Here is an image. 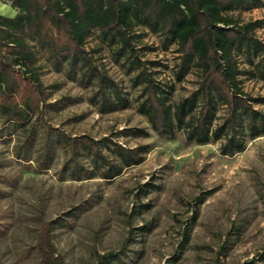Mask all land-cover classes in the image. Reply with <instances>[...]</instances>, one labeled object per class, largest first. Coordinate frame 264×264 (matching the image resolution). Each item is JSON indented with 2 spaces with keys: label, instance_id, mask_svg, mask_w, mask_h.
Returning a JSON list of instances; mask_svg holds the SVG:
<instances>
[{
  "label": "rangeland",
  "instance_id": "obj_1",
  "mask_svg": "<svg viewBox=\"0 0 264 264\" xmlns=\"http://www.w3.org/2000/svg\"><path fill=\"white\" fill-rule=\"evenodd\" d=\"M224 13L238 23L259 20L255 33L264 41V0H243ZM133 33V49H121L92 29L85 43L89 66L81 60L57 63L46 47L24 35L47 88L46 107L43 119L32 116L25 125L0 114V264H39L34 243L40 218L51 221L66 264H264L259 120L252 131L246 115L238 116L235 131L244 146L229 154L220 151L226 133L234 131L229 127L202 143L188 140L184 128L155 131L139 106L145 98L141 69L159 84L172 110L198 88L201 71L158 31L136 25ZM261 56L237 51L239 83L260 99L252 105L264 113ZM114 89L125 104L117 102ZM200 105L198 94L185 119L197 115ZM213 105L211 127L227 125V105L215 95ZM79 134L107 136L125 147L146 145L143 160L103 178L102 165L80 150L82 168L65 169L70 152L61 141ZM113 149L102 147L119 163Z\"/></svg>",
  "mask_w": 264,
  "mask_h": 264
},
{
  "label": "trees",
  "instance_id": "obj_2",
  "mask_svg": "<svg viewBox=\"0 0 264 264\" xmlns=\"http://www.w3.org/2000/svg\"><path fill=\"white\" fill-rule=\"evenodd\" d=\"M10 1L16 13L12 17L0 14V114L8 120L25 125L32 116L44 118L47 88L40 78L36 55L24 38L26 33L46 47L57 63L60 59L81 60L89 66L91 60L85 43L92 29H98L106 40L119 42L121 49H133V29L143 25L158 31L164 40L175 42L184 60L194 58L201 71L198 88L180 99L172 110L159 84L146 69H141L139 76L145 83V98L139 106L155 131L172 134L175 128H184L188 140L202 143L210 136L220 138L229 127L234 131L226 133L220 145L221 153L229 154L244 146L242 134L235 131L241 113L248 119L247 129L256 130L258 119L260 130H264V113L252 105L260 99L242 89L237 59L240 49L260 53V75L264 78V41L255 33V25L260 21L238 23L224 13L243 0ZM113 94L118 103L125 104L121 92L114 89ZM198 94L201 105L197 115L191 114L185 119L194 108ZM214 95L227 105L230 113L227 125L223 123L213 129ZM103 103L110 105L111 100L105 97ZM134 131L145 133L142 128ZM63 138L61 142L70 152L64 168H72L74 172L80 170L82 163L78 154L84 150L102 165L100 175L103 178L119 174L122 166L138 164L146 150V145L125 147L107 136L95 138L79 134ZM111 146H114L119 163L112 162L102 151V147ZM41 168H47V164ZM34 248L39 264H66L51 236L50 220H38ZM121 253L122 250L107 254ZM243 264H252V260Z\"/></svg>",
  "mask_w": 264,
  "mask_h": 264
},
{
  "label": "crops",
  "instance_id": "obj_3",
  "mask_svg": "<svg viewBox=\"0 0 264 264\" xmlns=\"http://www.w3.org/2000/svg\"><path fill=\"white\" fill-rule=\"evenodd\" d=\"M16 13L15 8L11 5L10 0H0V14L12 17Z\"/></svg>",
  "mask_w": 264,
  "mask_h": 264
}]
</instances>
